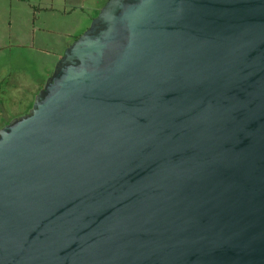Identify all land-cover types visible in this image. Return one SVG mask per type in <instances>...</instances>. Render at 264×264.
I'll use <instances>...</instances> for the list:
<instances>
[{
    "label": "water",
    "instance_id": "water-1",
    "mask_svg": "<svg viewBox=\"0 0 264 264\" xmlns=\"http://www.w3.org/2000/svg\"><path fill=\"white\" fill-rule=\"evenodd\" d=\"M0 264H264V0H109L0 130Z\"/></svg>",
    "mask_w": 264,
    "mask_h": 264
},
{
    "label": "rangeland",
    "instance_id": "rangeland-1",
    "mask_svg": "<svg viewBox=\"0 0 264 264\" xmlns=\"http://www.w3.org/2000/svg\"><path fill=\"white\" fill-rule=\"evenodd\" d=\"M8 1L0 0V126H6L31 111L33 104L27 92H34L33 87L28 88L30 84H33L30 80L32 70L37 66L51 65L60 61L66 50L90 28L99 15L93 0L94 7L92 10L88 7L87 14L94 19L88 17L86 22L85 18L77 14L61 22H51L45 16V21L40 20L35 24L27 25L16 23V21L10 23L11 18L5 14ZM106 3L103 0L101 4L105 6ZM89 4L88 1V6ZM1 6L4 7L2 10ZM34 25L37 29L47 28L54 31L53 34L47 32L45 36L37 33L35 48L32 47L31 37L26 41L22 33L20 38L23 40L19 38L20 31L27 33V29ZM67 45L68 48L64 51ZM17 86L20 90L15 92Z\"/></svg>",
    "mask_w": 264,
    "mask_h": 264
},
{
    "label": "crops",
    "instance_id": "crops-1",
    "mask_svg": "<svg viewBox=\"0 0 264 264\" xmlns=\"http://www.w3.org/2000/svg\"><path fill=\"white\" fill-rule=\"evenodd\" d=\"M88 1L90 2L89 6ZM107 1L108 0H105V3ZM102 2L103 0H94L97 9V15L103 9L104 4H101ZM5 7V14L7 15V17L11 18L10 23L16 21V23L30 25L29 23L35 24L36 22H40V20L45 21L46 17L51 22H61L62 20L72 18L77 14H80L83 18H85V22L88 17L94 19L92 18V16H88L87 14V8L90 7V9L92 10V7H94L93 0H9ZM2 8L4 7L1 6V10ZM27 30V33H24V31H20L19 38L22 37V33L24 35L23 39L26 41H28L29 37H31V42L33 43L32 47L34 48V43L37 39V33H40V36H45L47 32H50L49 34L54 33V31L47 28L37 29L35 25ZM67 48L68 45L66 46L64 51ZM58 62L59 61H56L51 65H43L41 67L37 66L36 69L32 70L30 80L33 82V84H30L28 88L30 86L33 87L34 92L29 91L27 92V95L31 97L33 106L35 98L40 93V91L44 89L48 79L53 75ZM15 89V92L20 90L18 86L15 87ZM4 127V125H1L0 130Z\"/></svg>",
    "mask_w": 264,
    "mask_h": 264
}]
</instances>
